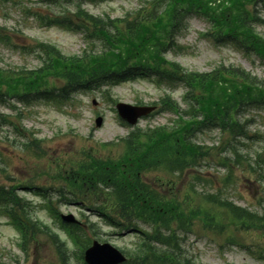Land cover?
I'll list each match as a JSON object with an SVG mask.
<instances>
[{
    "label": "trees",
    "instance_id": "1",
    "mask_svg": "<svg viewBox=\"0 0 264 264\" xmlns=\"http://www.w3.org/2000/svg\"><path fill=\"white\" fill-rule=\"evenodd\" d=\"M253 1L257 0H150L139 10L113 20L94 17L79 4L73 13L65 10L63 16L46 17L47 24L74 27L101 44H93L78 55H64L54 45L38 43L32 49L42 63L30 78L20 80L25 77L23 73L13 76L11 71L0 70V99L4 98L3 84H7L8 94L34 92L60 102L70 100L79 90L98 89L135 78H153L187 89L185 100L189 105L174 128H137L122 139L125 150L119 158L105 160L87 153L83 161L65 167L60 175L66 182L62 192L67 189L70 194L89 197L94 204L82 208L90 209L107 224L129 228L143 221L152 227L126 251L129 256L126 264H196L181 249L179 233L191 229L194 218H201L207 226L220 223L218 214L207 212L201 217L199 207L187 210L172 195L160 194L144 182L143 175L158 167L182 172L195 165L200 154L199 147L188 141L191 130L206 122H216L234 132L240 127L234 119L241 108L264 106V80L240 66L219 65L210 72H197L166 58L183 19L199 14L208 19L210 29L206 35L213 40L233 43L264 59V38L252 27L253 14L245 7ZM52 78L64 83L43 91L42 87ZM161 105L164 110L180 113L179 106L168 95L161 99ZM200 114L204 121L198 124ZM6 123H10L7 116L0 113V126ZM32 145H38V141L25 144L27 148ZM16 190L15 185L0 186V210L11 217L25 241L35 238L41 231L39 227H45L57 245L58 264H72L65 243L48 226L31 219L32 202ZM212 195L207 197L216 201ZM235 209L229 206L231 213L247 223L256 217L251 225L259 226L263 220L245 209ZM63 227L81 247L90 243L85 228Z\"/></svg>",
    "mask_w": 264,
    "mask_h": 264
},
{
    "label": "rangeland",
    "instance_id": "2",
    "mask_svg": "<svg viewBox=\"0 0 264 264\" xmlns=\"http://www.w3.org/2000/svg\"><path fill=\"white\" fill-rule=\"evenodd\" d=\"M43 0H0V26H7L12 30L22 29L28 42L33 40L48 41L56 44L63 53H80L86 46L82 34L69 31L65 28L52 26L45 27L36 23L29 14L24 12V6L39 5L42 8L58 9L55 6L43 3ZM141 0H109L96 4H85L93 14H108L111 17L123 16L127 11L136 9ZM21 11L20 10V8ZM264 18V6L258 8ZM25 13V14H24ZM208 24L199 17H191L187 28L178 34L177 42L182 49L173 48L167 56L168 59L182 64L186 69L199 72H208L221 63L242 66L260 78H264V62L257 57H248L230 44H215L202 36ZM264 34V26H258ZM15 39V35H13ZM16 40V39H15ZM26 41V42H27ZM25 42V43H26ZM38 60L29 54L9 48L0 42V66L4 68L26 66L35 67ZM165 93L147 80L130 81L113 88L111 98L118 101L145 103L158 101ZM184 89L176 88L172 95L182 107ZM93 99L98 101L93 104ZM16 104V107L12 106ZM0 111L15 119L18 111L23 112V125L31 131V139L38 136L43 140L42 146L47 152V158L37 160L31 152L24 150V142L14 136L11 127H3L0 133V184L11 185L24 182H34L39 186L49 188L48 193L53 196L56 204H60L61 213H74L81 219L80 211L75 203H59L56 189L60 181L51 175L37 172L49 171L63 159L78 157L83 149L92 148L95 152L101 142L118 141L126 135L130 128L123 124L119 118L115 103L105 98L99 90L86 91L75 95L73 102L58 107L45 101L37 102L30 107H24L17 101L5 102L0 105ZM98 115L105 118L102 127L95 126ZM177 116L171 112H159L139 121V126L171 125ZM242 120H250L251 134H257L251 139H240L242 143L238 148L244 158L231 156L229 151L223 150V137L219 130H206L195 135L193 140L202 146L211 148L210 154L203 161L202 166L171 177L174 182L173 191L178 192L180 200H185L191 188L202 192L220 191L224 198L237 205L249 208L252 212L264 214V108H251L247 110ZM10 132V134L8 133ZM33 134V135H32ZM92 134V136H91ZM6 135L8 137H6ZM122 148L118 145L108 148L104 155L117 156ZM258 154L260 156L258 157ZM224 155L231 156L230 164L222 163ZM248 164L257 170L254 172ZM232 168L231 180L224 183V178L229 175ZM42 169V170H41ZM199 174L200 179H195ZM161 173H150L149 181L153 182ZM193 184V185H192ZM55 188V189H52ZM34 189H19L33 202L40 205L43 198L38 196ZM192 193V192H191ZM197 201L195 196H190V201ZM185 206L187 204L183 202ZM203 209L217 211L210 205H203ZM36 217L51 225L60 235L62 240L68 241L69 253L75 256L78 249L67 239L64 232L59 229L58 223L53 219L47 209L38 207ZM228 226L223 230L209 229L198 220H193V231L182 234L183 249L196 260V264H264V228L243 229L229 221L226 217L223 224ZM111 229L104 227L103 232L96 239L101 242H110L125 249L136 240L135 233L111 234ZM235 238L236 241H233ZM20 232L7 216H0V261L6 264H50L57 260L55 246L49 238L41 234L37 242H31L25 251L21 248ZM75 264L77 259H73Z\"/></svg>",
    "mask_w": 264,
    "mask_h": 264
},
{
    "label": "water",
    "instance_id": "3",
    "mask_svg": "<svg viewBox=\"0 0 264 264\" xmlns=\"http://www.w3.org/2000/svg\"><path fill=\"white\" fill-rule=\"evenodd\" d=\"M118 109L121 115L131 122H135L139 115L146 114L151 110V108L133 107L124 103L118 104ZM97 124H102L101 117L97 119ZM67 218L73 220L72 216H68ZM86 260L90 264H117L124 261L125 257L110 244H100L96 241L86 251Z\"/></svg>",
    "mask_w": 264,
    "mask_h": 264
}]
</instances>
